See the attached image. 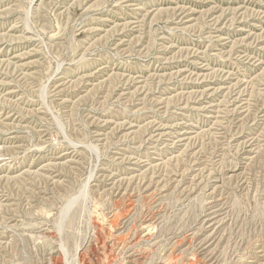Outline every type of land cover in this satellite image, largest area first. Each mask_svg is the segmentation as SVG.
<instances>
[{
  "label": "rangeland",
  "instance_id": "obj_1",
  "mask_svg": "<svg viewBox=\"0 0 264 264\" xmlns=\"http://www.w3.org/2000/svg\"><path fill=\"white\" fill-rule=\"evenodd\" d=\"M51 263L264 264V0H0V264Z\"/></svg>",
  "mask_w": 264,
  "mask_h": 264
},
{
  "label": "bare ground",
  "instance_id": "obj_2",
  "mask_svg": "<svg viewBox=\"0 0 264 264\" xmlns=\"http://www.w3.org/2000/svg\"><path fill=\"white\" fill-rule=\"evenodd\" d=\"M61 68V67H60ZM88 180V179H87ZM114 183V182H113ZM84 185V184H83ZM114 185V184H113ZM58 186V185H57ZM61 186V185H60ZM59 187V186H58ZM63 188V187H62ZM114 188V187H113ZM87 191H89V190H87ZM79 193V192H78ZM87 193V192H86ZM74 194V193H73ZM94 194V193H93ZM97 196V195H96ZM94 197V196H93ZM100 198V197H99ZM66 199V198H65ZM90 199V198H89ZM67 200V199H66ZM91 200V199H90ZM65 202V201H64ZM67 204V203H66ZM133 205V204H132ZM70 207V204L68 205V208ZM59 211V210H58ZM64 212V211H63ZM69 218V217H68ZM93 221V220H92ZM68 223V222H67ZM151 223V222H150ZM79 225V224H78ZM84 226V225H83ZM146 226V225H145ZM61 230V229H60ZM70 230H71V228H70ZM82 230H84V229H82ZM67 231V230H66ZM118 233V232H117ZM61 234V233H60ZM125 234V233H124ZM58 235V234H57ZM67 235V234H66ZM117 236V235H116ZM87 239V238H86ZM122 240V239H121ZM72 241V240H71ZM98 241V240H97ZM119 243V242H118ZM115 245V244H114ZM122 245H124V244H122ZM80 246V245H79ZM117 246V245H116ZM66 251H67V249H65ZM121 251V250H120ZM68 252V251H67ZM93 252V251H92ZM59 254V253H58ZM63 254V253H62ZM64 255V254H63ZM79 255V254H78ZM80 256V255H79ZM85 256V255H84ZM78 257V256H77ZM82 257H83V255H82ZM81 257V258H82ZM76 259V258H75ZM52 264V263H51ZM80 264V263H79ZM86 264V263H85Z\"/></svg>",
  "mask_w": 264,
  "mask_h": 264
}]
</instances>
